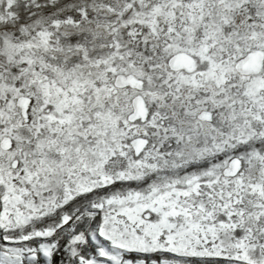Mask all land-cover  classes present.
<instances>
[{
  "label": "snow or ice",
  "instance_id": "snow-or-ice-1",
  "mask_svg": "<svg viewBox=\"0 0 264 264\" xmlns=\"http://www.w3.org/2000/svg\"><path fill=\"white\" fill-rule=\"evenodd\" d=\"M0 264H264V0H0Z\"/></svg>",
  "mask_w": 264,
  "mask_h": 264
}]
</instances>
